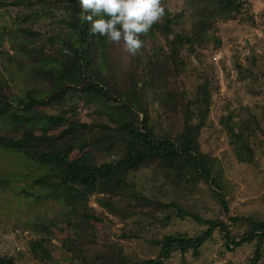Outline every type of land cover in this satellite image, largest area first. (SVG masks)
Here are the masks:
<instances>
[{"label": "trees", "instance_id": "trees-1", "mask_svg": "<svg viewBox=\"0 0 264 264\" xmlns=\"http://www.w3.org/2000/svg\"><path fill=\"white\" fill-rule=\"evenodd\" d=\"M21 4V0H0V8ZM161 4L164 15L147 33L139 34L141 47L135 55L129 54L128 63L118 58L122 41L109 42L106 37L89 31V22L81 19L78 0H66L61 5L63 15L58 23H49V30L45 29L46 25L35 27L29 13H20L14 24L6 27L8 39H2L1 44L8 49L7 42L17 57L35 67L30 75L34 87L23 95L0 96V122L11 131L19 125H45L57 132L44 134L41 144L21 135L0 132V147L20 153L39 165L44 172L35 178V184L48 189L46 196L60 200L66 207V217H71L76 241L81 245L77 256L64 253L70 264H164L177 251L185 254L193 249L198 254L215 232L220 234L228 251L255 242V251L248 261L260 264L264 255V218L232 214L214 164L189 121L180 130L165 129L151 121L155 88L150 49L170 58L181 54L202 61V44L211 35L215 36V24L241 15L243 2L186 0L185 7L178 12L169 9L168 0H161ZM19 19L22 22H17ZM61 51L69 58L65 59ZM39 74L47 76L52 83L38 87V81L46 83ZM71 76L76 80L70 81ZM198 90L209 108L213 97L210 80L206 78ZM81 99L96 103L103 113L117 109L127 117L118 122L105 113L104 120H82L76 117ZM99 151L112 155V160L100 162ZM144 170H149L153 179H162L163 185L175 188H194L200 181L205 182L217 198L221 216L204 218L175 200L164 201L147 194L137 187L135 180ZM111 182H114L112 198H129L133 215L152 218L164 226L175 219L191 217L204 229L195 235H163L159 241L161 250L154 258L137 261L122 255L114 258L112 248L119 244L115 241L106 245L103 253H93L96 241L92 221L103 223L105 219L95 213L88 198ZM109 211H117L114 199ZM241 222L249 229L238 233L234 226ZM42 230L44 235L32 240L30 249L46 261L52 259L53 231L50 225ZM219 253L223 255L222 250ZM0 264L16 262L13 256L0 250Z\"/></svg>", "mask_w": 264, "mask_h": 264}, {"label": "rangeland", "instance_id": "rangeland-1", "mask_svg": "<svg viewBox=\"0 0 264 264\" xmlns=\"http://www.w3.org/2000/svg\"><path fill=\"white\" fill-rule=\"evenodd\" d=\"M65 2L21 0L22 7L0 8V96L23 95L34 87L30 75L35 67L17 57L7 42L8 49L2 47V39H8L6 27L14 24L20 13H29L35 27L46 25L45 29L49 30V23H58L62 17L61 5ZM242 2L244 12L241 15L215 24V36L211 35L202 44V61L181 54L170 58L150 49L155 88L151 121L171 130H180L189 121L193 132L199 134L202 149L214 164L232 214L264 218V0ZM168 5L171 11L178 12L185 7L186 0H168ZM118 54L123 63H128L129 53L123 46L118 48ZM64 57L69 58L67 54ZM39 76L46 83L38 81V87L52 83L47 76ZM72 76L70 81H75L76 77ZM206 78L210 80L213 93L209 108L198 90ZM102 111L96 103L81 99L76 117L94 121L104 120L106 115L118 122L127 117L117 109ZM0 132L21 135L41 144L44 134L57 130L45 125H19L11 131L0 122ZM98 157L100 162L113 158L100 151ZM43 172L39 165L20 153L0 147V250L13 256L16 264H70L64 253L77 256L81 251L64 204L47 197L48 189L34 182ZM135 180L137 187L149 195L164 201L175 200L204 218L221 216L217 198L205 182L200 181L194 188H175L163 185L162 179H153L149 170L138 173ZM113 192L114 182H111L88 198L95 213L105 219L103 223L92 221L96 241L93 253H103L107 250L105 246L115 241L119 244L112 248L114 258L120 255L130 261L154 258L161 250L159 241L163 235H195L204 229L191 217L175 219L164 226L152 218L133 215V203H129V198H112ZM112 199L117 205L115 213L109 211ZM48 225L53 231L52 259L44 261L41 255H34L30 242L43 236L42 227ZM234 229L239 233L249 227L241 222ZM222 244L220 234L215 232L198 254L193 249L185 254L177 251L164 264H249L248 259L255 251V242L234 251L225 250ZM221 250L223 255L219 253ZM260 264H264V255Z\"/></svg>", "mask_w": 264, "mask_h": 264}, {"label": "clouds", "instance_id": "clouds-1", "mask_svg": "<svg viewBox=\"0 0 264 264\" xmlns=\"http://www.w3.org/2000/svg\"><path fill=\"white\" fill-rule=\"evenodd\" d=\"M78 2L82 9L81 19L89 22V31L106 37L109 42L122 41L125 51L130 55H135L141 47L139 34L147 33L165 11L161 0H78Z\"/></svg>", "mask_w": 264, "mask_h": 264}]
</instances>
